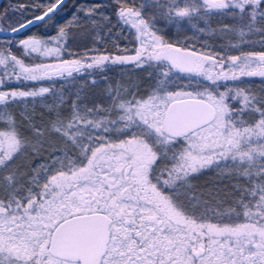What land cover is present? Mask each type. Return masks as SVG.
<instances>
[{"label":"snow or ice","instance_id":"1","mask_svg":"<svg viewBox=\"0 0 264 264\" xmlns=\"http://www.w3.org/2000/svg\"><path fill=\"white\" fill-rule=\"evenodd\" d=\"M63 4L0 27V264H264V0Z\"/></svg>","mask_w":264,"mask_h":264},{"label":"trees","instance_id":"2","mask_svg":"<svg viewBox=\"0 0 264 264\" xmlns=\"http://www.w3.org/2000/svg\"><path fill=\"white\" fill-rule=\"evenodd\" d=\"M52 2H54V0H2L0 4V12H3L4 10L7 9L8 10V20L0 21V27L7 29L9 22H11L12 26H16L18 23L22 22L23 20L30 19L34 15L40 14L39 9H33L34 5L36 4L49 5ZM133 2L138 5L141 2V0H129V3H133ZM97 3L103 5V10L108 14L113 13L116 7V0H65L62 8L59 9L57 13L53 15V21L56 24L65 23L68 19L71 18L72 14L77 11L79 6L84 5V4H97ZM21 4L28 6V9H29L28 11L24 13L23 16H21L19 13L12 11L14 7H17ZM214 22H218V21H214ZM47 31L49 33H52L55 31V28L50 27L49 29H47ZM44 32H45L44 26L38 23V24L31 26V28H29L28 30L22 32L19 38H24L32 34L42 35ZM124 35L127 36L128 33H124ZM215 41H217L218 44L220 43L219 40H215ZM119 43L121 44V46L132 47V44L127 39H121ZM194 43L197 48H200L203 41L200 40ZM89 46L91 45L89 44ZM104 47H106L109 51L113 50L111 47V42L106 41L104 44ZM73 50L83 51L84 48L83 46H81L80 48L78 49L74 48ZM256 50L258 51L260 49L257 47ZM13 51L16 52L17 54H20V50L17 48H14ZM123 71L124 69H122L121 67L114 66L110 68V70L106 73V76L108 77L109 81L115 80L116 78H119L118 75L119 74L121 75ZM97 79L99 81L102 78L97 77ZM82 83L83 81L80 80L79 78L73 82H65L63 80H59L55 83V88L58 92L61 90L64 91V95H65L67 102L61 107H62V110L65 112V114H67V112L70 111L71 101L75 99V97L72 94L79 89ZM101 83L104 87V83L103 82ZM144 86L147 87V81L145 82ZM253 86L258 87L259 84H255ZM38 111L44 112L45 116H47V112L44 108L38 106ZM39 159L41 158H37V160H34L33 164L38 163ZM195 183L198 184L202 189L216 187V188L222 189L224 192H228L231 189V185L228 182V180L226 179L222 181L219 180L214 171H208L204 173L195 181Z\"/></svg>","mask_w":264,"mask_h":264},{"label":"rangeland","instance_id":"3","mask_svg":"<svg viewBox=\"0 0 264 264\" xmlns=\"http://www.w3.org/2000/svg\"><path fill=\"white\" fill-rule=\"evenodd\" d=\"M217 24H218V22H213V26H217ZM189 35H191V33H189ZM204 40H208V37H203L201 39V41H204ZM137 75H138V73L131 70V69H127V70L124 69L123 73L121 75L119 74L118 75L119 78H116L115 81H127L129 78H135ZM140 75L146 76V74H140ZM110 81H112V80H110ZM145 82H146V80L142 81V83L144 85H145ZM99 87L103 88L102 83L99 84Z\"/></svg>","mask_w":264,"mask_h":264},{"label":"flooded vegetation","instance_id":"4","mask_svg":"<svg viewBox=\"0 0 264 264\" xmlns=\"http://www.w3.org/2000/svg\"><path fill=\"white\" fill-rule=\"evenodd\" d=\"M213 43L218 44V42L215 41L213 38L208 37V44H213ZM248 50H256V48H254V49H248ZM254 80H255L254 85L255 84H258V78H254Z\"/></svg>","mask_w":264,"mask_h":264},{"label":"water","instance_id":"5","mask_svg":"<svg viewBox=\"0 0 264 264\" xmlns=\"http://www.w3.org/2000/svg\"><path fill=\"white\" fill-rule=\"evenodd\" d=\"M1 2H2V0H0V4H1ZM64 2H65V0H64ZM3 35H7V29H6L5 33H3Z\"/></svg>","mask_w":264,"mask_h":264}]
</instances>
